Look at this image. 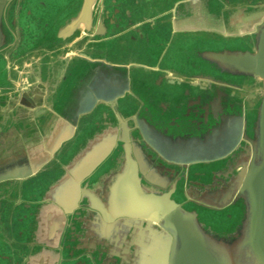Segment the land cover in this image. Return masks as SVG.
Returning a JSON list of instances; mask_svg holds the SVG:
<instances>
[{
	"label": "water",
	"instance_id": "water-1",
	"mask_svg": "<svg viewBox=\"0 0 264 264\" xmlns=\"http://www.w3.org/2000/svg\"><path fill=\"white\" fill-rule=\"evenodd\" d=\"M150 1L0 0V90L7 89L14 68L32 57L68 50L88 57L86 47L111 46L135 23L140 28L139 17L152 13ZM210 27L217 33L202 31L194 17L174 23L161 48L169 71L198 82L256 88V100L198 137L165 135L132 112L102 113L90 140L38 192L59 197L57 224L66 226L60 234L68 250L60 264H264V5L233 10L225 25ZM120 80L127 85L125 72L103 71L98 64L82 75L37 147L47 153L21 175L42 170L83 113L98 103L115 106L124 94L115 91ZM102 81L113 86L99 91ZM110 157L115 164L105 168L97 190L89 178ZM97 198L104 204L94 207ZM76 226L85 227L82 235L95 244L81 247L77 261L80 247L69 246Z\"/></svg>",
	"mask_w": 264,
	"mask_h": 264
},
{
	"label": "flooded vegetation",
	"instance_id": "flooded-vegetation-1",
	"mask_svg": "<svg viewBox=\"0 0 264 264\" xmlns=\"http://www.w3.org/2000/svg\"><path fill=\"white\" fill-rule=\"evenodd\" d=\"M178 1L180 2L176 5L177 10L172 13L171 5ZM227 2L229 0H206L202 2V5L213 16L215 14L214 6ZM241 2L249 8L254 5H264V0H242ZM149 3H151L152 13L146 20L141 17L137 20L140 23L142 35L123 36L122 39H117L109 47L101 46L99 49L86 47L84 52L88 57L70 54L69 62L66 65V77L60 81V85L63 86L57 87L53 108L62 110L72 97L78 79L93 71L97 64L103 71L126 73L127 85L124 86V82L121 80L115 85L120 87L115 91L119 92L123 89L124 94L113 107L98 103L92 110L79 116L74 124L72 136L62 143L52 159L46 163L44 169L36 175L37 184H23L13 193L22 194L28 190L31 191L32 188L38 187L41 180L54 178L60 170L62 161L71 157L81 146H84V143H87L91 135L95 133L94 131H97V127L103 122L102 113L105 111H109L113 116L115 113H123V111L132 112L134 116L145 120L165 135L198 137L209 131L222 118L241 115L256 100L259 93L256 88L198 82L182 74L177 76L171 74L170 67L165 64L166 50L163 53L161 50L148 51L145 46H158V44L163 45L170 41L173 36L172 18L178 19L182 16L192 15L194 8L183 0H154ZM15 6L11 10L9 18L13 15ZM154 7L155 9H153ZM206 32L209 33V31ZM184 34L186 32H180L179 36ZM207 36H212V34ZM70 51L73 50H68V52ZM68 52L63 55L66 56ZM50 58L52 57H32L26 61L33 59L37 61L38 66L43 68ZM103 58L111 62L118 61L119 64L109 68L102 60ZM122 78L124 79L123 75ZM91 84L93 81L87 82V90L92 91ZM7 85L8 90L13 85L12 73L7 79ZM106 85L113 86V83L102 81L96 89L103 92ZM0 92L2 93L1 90ZM59 93L61 96L58 97ZM18 108L21 109V106L18 105ZM27 139L30 138L19 136L17 146L0 145V158L7 157L8 152L24 148V142ZM113 164L115 161H112L111 157L101 161L93 175L90 176L89 180L98 184L97 190L103 188V181L107 177L105 168L112 167ZM8 212H10L8 216L10 217L12 209H7L6 214ZM14 219L15 216L12 219H4V224L1 226L4 238L12 240L14 247L9 248L7 242L3 241V246H0V264H19V256L24 252L23 247L16 240L18 236Z\"/></svg>",
	"mask_w": 264,
	"mask_h": 264
},
{
	"label": "crops",
	"instance_id": "crops-1",
	"mask_svg": "<svg viewBox=\"0 0 264 264\" xmlns=\"http://www.w3.org/2000/svg\"><path fill=\"white\" fill-rule=\"evenodd\" d=\"M204 1L206 0H195L194 3H189L194 8V13L192 15L182 16L178 19L173 17L172 29L175 22L184 20L188 17H194L203 28L202 31L217 33L216 30L212 29L210 26L219 24L225 25L231 11L233 10L240 8H245V10L250 9L243 2L232 4L231 0H229L227 3L214 6L215 14L212 16L209 14L206 8L203 7L202 2ZM175 3L176 2L172 3L171 5L172 13H175L177 10ZM153 9H155V7ZM137 24L138 23H135V25L132 27V29L135 31L129 30L126 33L120 35L117 39L120 40L123 36L128 37L129 35H136L138 34L137 31L143 33L140 28H137ZM145 47L148 51H160L162 45H148ZM71 53L76 55L74 51H70L67 54ZM113 62L115 64H119L118 61ZM7 91L8 88L6 90L2 89V94H6ZM20 96L21 97L18 100L19 102L17 103V107L19 105L21 106V110H27L29 104L22 100L25 99L24 95L20 94ZM54 101L55 98L51 101V106L50 108L46 109V112L36 114L35 118L32 119L31 124H29V130L20 132V137L30 138L24 142L25 147L20 148L15 152H8L7 157L4 156L0 158V246H3L2 244L4 240L9 245V248L13 246L12 240L4 238V233L1 226L4 224V219H12L15 216L14 221L16 223V233L18 236L16 240L21 244L24 250V252L19 256V264H60L63 253H68V250L65 247L66 242L62 241L63 237L62 234H60V231L63 233V230L66 228V226L62 225V227L57 224L59 216L56 210L60 208L57 202L59 197L57 195H53L50 196V198H45L43 194H38L41 188L47 185L48 181L52 178L41 180L38 187L32 188L31 191L28 190L22 194L13 193L16 192V189H19V187L23 184H37L35 180L36 175L44 169L43 168L42 170L38 171L35 175H21L26 174L27 171L31 169L32 162L38 158H41L43 154L47 153V151H44L42 147H37L41 144L43 138L51 131L53 124L59 119L58 116L60 115L61 108H53L52 104ZM93 204L94 207H99L104 204V201L100 198H97V200L93 201ZM7 209H12V215L10 217L8 216L10 215L11 211L6 214ZM93 210L98 213L97 210ZM75 228L73 241L69 243V246L74 248L80 247L77 249V251H75L76 256L73 258V260L77 261L79 254L83 252L81 247L85 246L88 249H90V247L95 249V244H91L89 239L82 235L86 233L85 227L83 228V226H76ZM69 232H71V228Z\"/></svg>",
	"mask_w": 264,
	"mask_h": 264
},
{
	"label": "rangeland",
	"instance_id": "rangeland-1",
	"mask_svg": "<svg viewBox=\"0 0 264 264\" xmlns=\"http://www.w3.org/2000/svg\"><path fill=\"white\" fill-rule=\"evenodd\" d=\"M241 1L231 0V3L238 4ZM14 6L15 4H12L8 9L7 19ZM69 56L70 54L52 57L43 68L33 59L18 64L14 68L12 87L6 94L0 92V145L17 146L20 132L29 130V124L36 114L46 112V109L50 108L51 101L56 96L57 87L63 86L60 85V81L66 77ZM257 91L259 92L258 89ZM60 93L58 97L61 96ZM20 94L25 96L22 100L29 104L27 110L17 107Z\"/></svg>",
	"mask_w": 264,
	"mask_h": 264
}]
</instances>
